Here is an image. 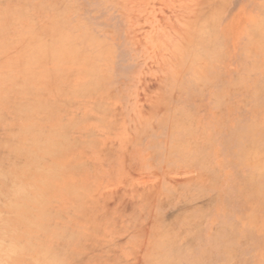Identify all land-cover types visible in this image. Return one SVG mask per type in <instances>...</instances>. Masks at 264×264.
I'll use <instances>...</instances> for the list:
<instances>
[{
  "label": "rangeland",
  "instance_id": "1",
  "mask_svg": "<svg viewBox=\"0 0 264 264\" xmlns=\"http://www.w3.org/2000/svg\"><path fill=\"white\" fill-rule=\"evenodd\" d=\"M0 264H264V0H0Z\"/></svg>",
  "mask_w": 264,
  "mask_h": 264
}]
</instances>
